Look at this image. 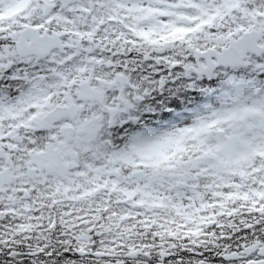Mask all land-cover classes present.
<instances>
[{
	"label": "snow or ice",
	"instance_id": "1",
	"mask_svg": "<svg viewBox=\"0 0 264 264\" xmlns=\"http://www.w3.org/2000/svg\"><path fill=\"white\" fill-rule=\"evenodd\" d=\"M0 264H264V0H0Z\"/></svg>",
	"mask_w": 264,
	"mask_h": 264
}]
</instances>
